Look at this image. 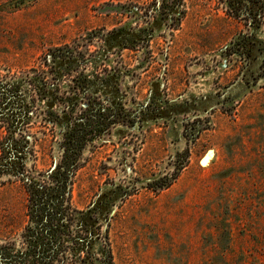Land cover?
Here are the masks:
<instances>
[{"label": "rangeland", "instance_id": "374dc122", "mask_svg": "<svg viewBox=\"0 0 264 264\" xmlns=\"http://www.w3.org/2000/svg\"><path fill=\"white\" fill-rule=\"evenodd\" d=\"M66 45L90 72L55 80L64 93L87 88L74 113L94 114L96 127L123 120L88 142L54 190L62 131L42 116L63 106L57 93L7 118L20 127L8 138L0 117V243L23 247L29 203H65L83 256L264 264V0H0V112L16 98L9 85L30 103L22 74Z\"/></svg>", "mask_w": 264, "mask_h": 264}, {"label": "trees", "instance_id": "16d2710c", "mask_svg": "<svg viewBox=\"0 0 264 264\" xmlns=\"http://www.w3.org/2000/svg\"><path fill=\"white\" fill-rule=\"evenodd\" d=\"M80 57L86 64L87 57L81 49H78V45L75 48L66 45L49 49L41 57L39 65L32 66L21 76V80L31 84V89L33 90L31 101L28 103L30 105H25L21 101L20 95H22L23 88L19 84L9 85L10 89L8 91L16 98L8 99L7 111L0 112V117L2 118L1 127H4L7 133L6 135L4 134V137L8 138L20 127L19 125L16 127L8 125L10 121H7V118L21 117L23 111L30 109L29 106H34L36 99H40V97H47V103L50 104L49 100L52 95L47 96V92L54 91L57 93L55 98L63 106L57 110L53 106H47L44 110V116H42V121L45 124L49 125L51 123L62 131L59 141L62 148V159L56 164L54 169H49L53 172L54 181L57 184L53 187L54 190L57 187L59 190L65 189L68 184V178L81 167L83 151L88 142L93 140L100 132L108 129L110 125L123 120L120 119L119 115L108 117L104 121L100 120L97 123L98 127H96L92 125L94 121H98V119L95 120L93 118L94 114L87 116L86 120H83L81 119L82 113H74L76 105L80 104L77 102L79 99L75 98V96H80L83 92L81 90L84 89L85 91L87 88L83 85H70L72 90L64 93L61 85L55 83V80L67 75L72 78L81 75L89 77L90 72L81 68L82 61L77 60ZM73 62H79V66L73 65ZM50 78L53 80H50ZM38 81L40 83H37ZM96 103L101 106V102ZM85 104L88 107L92 106L90 103L85 102ZM4 120L7 124H4ZM80 120L88 125L89 128L86 131L76 128ZM72 126H75V128ZM27 153L26 150L20 151L22 157H25ZM181 167L178 166L177 170ZM0 172H2L1 169ZM58 175L61 178H57ZM54 194L49 199L60 202L59 196L54 198ZM28 207L29 222L22 233L24 245L19 248L16 247L13 241L0 243V264H82V262H88V259L96 264H115L110 249L103 248L100 253L85 250L84 256L79 252L80 250L77 251L76 247L84 245L85 239H81L79 233L75 234L72 231L73 217L69 211L70 207L65 203H29ZM67 249L73 252H68ZM86 264H89V262Z\"/></svg>", "mask_w": 264, "mask_h": 264}]
</instances>
